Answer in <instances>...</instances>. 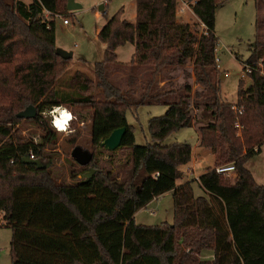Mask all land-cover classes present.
<instances>
[{
  "label": "trees",
  "instance_id": "16d2710c",
  "mask_svg": "<svg viewBox=\"0 0 264 264\" xmlns=\"http://www.w3.org/2000/svg\"><path fill=\"white\" fill-rule=\"evenodd\" d=\"M64 1L0 0V122L5 124L0 125V219L11 231V264H264V183L257 185L244 166L264 146V79L251 72L244 89L238 81L234 104L220 100L213 24L215 9L226 0H134L133 23L122 19L120 10L105 22L97 32L105 48L92 65V77L75 71L71 90L57 87L71 59L56 55L54 21L44 18L45 12L66 13ZM177 1L186 3L202 26L199 35L176 21ZM253 1L259 11L264 0ZM263 24L264 15H257L256 30ZM125 44L133 52L120 65L115 50ZM258 61L264 65V31L255 33L243 66ZM187 62L190 73L184 70ZM8 68L11 72H4ZM119 68L123 87L110 78ZM63 105L92 109L96 147L111 131L125 129L116 149L128 152L122 172L98 169L87 182L66 184L49 168L22 163L30 154L47 160L55 134L42 126L34 144L13 136L6 124H39L43 112ZM145 105L166 108L147 120L150 143L135 145L124 113ZM28 106L36 107L35 118L18 119ZM193 110L202 122L197 147L213 162L197 178L186 179L182 168L191 159L189 145L162 142L192 125ZM226 164L233 166L231 181L214 173ZM89 165L97 168L94 159ZM88 166L79 167L85 172ZM192 183L203 195L193 194ZM167 193L170 224L134 223L136 211ZM205 251L211 259L200 257Z\"/></svg>",
  "mask_w": 264,
  "mask_h": 264
},
{
  "label": "rangeland",
  "instance_id": "374dc122",
  "mask_svg": "<svg viewBox=\"0 0 264 264\" xmlns=\"http://www.w3.org/2000/svg\"><path fill=\"white\" fill-rule=\"evenodd\" d=\"M22 1L27 3V0ZM75 2L81 5L80 10L68 11L66 9V13L57 14L60 17L44 15L46 20L54 21L55 47L73 54L57 84V87L62 90L72 89L69 80L75 71L84 72L89 77H92V65L101 58L105 48V45L97 40V32L111 16L120 10L122 19L129 23L134 21V0H75ZM99 5H102V11H97ZM257 15H264V2L260 4L259 11H257L253 0H226L214 11L213 33L217 39L214 57L217 60L216 66L219 73L216 81L220 100L226 103H235L239 80L243 83V89L248 85L247 76L241 77V74L243 63L250 55V49L257 32L255 27ZM175 17L178 23L187 24L194 34L199 35L201 28L186 3L177 1ZM63 20H67V25L63 24ZM132 52L133 47L129 44L118 47L115 50L116 63L120 65L127 63ZM121 69H116L110 75V78L118 86L123 87L124 75ZM184 70L190 73V62L186 63ZM4 72H11V69L8 68ZM179 74L180 72H178ZM192 81V78H190L191 91L195 89ZM0 92H2V89ZM63 107L67 108L76 117V119L71 121V131L67 135L56 133L52 130L49 112L42 113V121L39 124L27 121L6 124V127L12 128L13 136H19L24 141L34 144L40 142V137L43 135L42 126L55 134L51 145L46 147L48 159L43 163L50 162L49 169H51L59 182L72 184L81 180V175L84 172L83 168L79 167L70 157L71 151L76 146L91 152L95 163H97V168H95V165L94 167L89 165L84 173H87L89 168L95 171H98V169L108 170L114 175L122 172L123 166L128 161L127 151L114 150L106 152L98 145L97 147L94 146L91 142L92 109L89 106L69 107L63 105ZM165 108L163 105H145L125 111L124 117L126 123L132 127L135 145L150 143L146 131L147 120L151 117L162 115ZM191 117H193L194 121L190 127L176 130L162 142V145L170 143L189 145L191 160L193 158H197V160L193 165V171L188 169L185 172L186 168H191L189 164L182 168L186 179H195V177L200 176L207 168L212 167L213 162V156L208 151L200 150L196 146L197 127L202 124L199 120V112L191 111ZM0 125L5 124L0 122ZM236 130L235 134L238 136L239 127ZM244 166L252 175L254 182L257 185H262L264 183V146H261L259 153L248 159ZM222 178L231 181L234 178V172L222 175ZM191 188L195 196L203 195L195 183H192ZM133 216V221L137 225L156 226L162 223L170 224L172 220L170 194L151 200L143 208L136 211ZM10 238L11 231L5 226L1 218L0 264H11ZM207 255L210 256L211 254L208 251L200 253L201 258L208 259Z\"/></svg>",
  "mask_w": 264,
  "mask_h": 264
},
{
  "label": "water",
  "instance_id": "95a60500",
  "mask_svg": "<svg viewBox=\"0 0 264 264\" xmlns=\"http://www.w3.org/2000/svg\"><path fill=\"white\" fill-rule=\"evenodd\" d=\"M66 9L68 11H77L81 9V5L75 2V0H67ZM97 11H102V5H99L97 7ZM55 53L57 56H59L63 60H70L72 59V56H73L72 52H68L60 48H56ZM36 114H37L36 108L33 106H28L26 109H24L23 111L17 114V118L18 119H33L35 118ZM124 132H125L124 128H118V129L111 131L110 134L99 143V147H101L102 150L106 152H112L116 150L120 145V141H121V138ZM70 157L76 164H78L81 167H85L91 163L93 159V154L89 152L88 150L81 148L80 146H76L71 151ZM21 160H22V163L33 165L37 169H41V170H45L50 167V162L45 164L41 162L40 160L30 159L29 156L27 155L22 157ZM95 172L96 171L94 169L89 168L87 173H84L81 175V180L83 182H87Z\"/></svg>",
  "mask_w": 264,
  "mask_h": 264
},
{
  "label": "built area",
  "instance_id": "2783aa9c",
  "mask_svg": "<svg viewBox=\"0 0 264 264\" xmlns=\"http://www.w3.org/2000/svg\"><path fill=\"white\" fill-rule=\"evenodd\" d=\"M27 1H31V0H27ZM183 5V4H182ZM44 15H49V13L45 12ZM56 17H60L58 15H54ZM198 22V21H197ZM63 24L67 25V20H63ZM198 26H200V28L202 27L199 22H198ZM215 62H217L216 58L214 60ZM251 72H256L259 76L263 77L264 79V65H262V63L260 61L256 62L255 64L248 66V65H244L243 66V70H242V74L241 77L243 76H247L248 74H250ZM233 112H235L236 114L240 113L239 109H236L234 107L231 108ZM52 111V110H51ZM53 120V119H52ZM71 123V122H70ZM51 125H52V121H51ZM234 127L236 129H238V125L235 123ZM54 129V128H53ZM55 130V129H54ZM56 131V130H55ZM57 132V131H56ZM30 159H34L33 155H28ZM233 166L231 164H226V165H221L218 166L216 168H214V173L217 175H228L233 173ZM189 173V172H188Z\"/></svg>",
  "mask_w": 264,
  "mask_h": 264
},
{
  "label": "clouds",
  "instance_id": "9594fccd",
  "mask_svg": "<svg viewBox=\"0 0 264 264\" xmlns=\"http://www.w3.org/2000/svg\"><path fill=\"white\" fill-rule=\"evenodd\" d=\"M50 112L48 114L51 115L52 128L59 133H64L65 135L69 134L71 131L70 122L76 119V117L63 106L56 107L51 113Z\"/></svg>",
  "mask_w": 264,
  "mask_h": 264
},
{
  "label": "crops",
  "instance_id": "0c3cea01",
  "mask_svg": "<svg viewBox=\"0 0 264 264\" xmlns=\"http://www.w3.org/2000/svg\"><path fill=\"white\" fill-rule=\"evenodd\" d=\"M262 31H264V24L262 25V26H260L259 28H258V30H257V32H262ZM196 146H197V142H196ZM260 151V150H259ZM200 153V152H199ZM199 155V154H198ZM197 155V156H198ZM198 158H200L199 156H198ZM197 160V158L196 159H190V162H189V165L191 166V168H186L185 169V172L186 171H188V169H191L192 171H193V165H194V163H195V161ZM189 173H191V172H189ZM192 177V176H191ZM195 178H197V177H195ZM168 194V193H167ZM163 195H165V194H163ZM163 195H161V196H163ZM160 196H158V197H156V198H159ZM156 198H154V199H152V200H155ZM133 219H134V216H133ZM210 254H211V252H209ZM208 256V255H207ZM206 256V257H207ZM209 258L207 259V258H204V259H206V260H209V259H211L212 258V256L210 255V256H208Z\"/></svg>",
  "mask_w": 264,
  "mask_h": 264
}]
</instances>
